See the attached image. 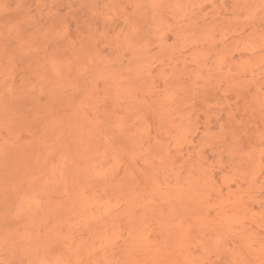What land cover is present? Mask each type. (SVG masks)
I'll return each mask as SVG.
<instances>
[{
	"label": "rangeland",
	"instance_id": "obj_1",
	"mask_svg": "<svg viewBox=\"0 0 264 264\" xmlns=\"http://www.w3.org/2000/svg\"><path fill=\"white\" fill-rule=\"evenodd\" d=\"M0 264H264V0H0Z\"/></svg>",
	"mask_w": 264,
	"mask_h": 264
}]
</instances>
